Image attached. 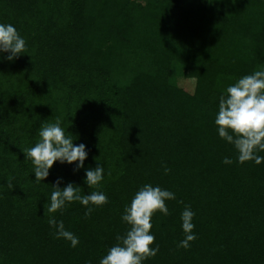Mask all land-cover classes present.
Segmentation results:
<instances>
[{
	"label": "trees",
	"instance_id": "16d2710c",
	"mask_svg": "<svg viewBox=\"0 0 264 264\" xmlns=\"http://www.w3.org/2000/svg\"><path fill=\"white\" fill-rule=\"evenodd\" d=\"M0 23L26 41L11 61L0 53V264H99L144 184L175 199L151 218L159 251L143 264H264V160L239 163L214 123L226 87L264 68V0H0ZM57 118L88 155L83 168L56 161L36 181L23 150ZM97 164L103 180L88 187L85 169ZM58 178L108 202L88 217L77 201L49 214ZM50 215L76 247L56 238Z\"/></svg>",
	"mask_w": 264,
	"mask_h": 264
},
{
	"label": "clouds",
	"instance_id": "9594fccd",
	"mask_svg": "<svg viewBox=\"0 0 264 264\" xmlns=\"http://www.w3.org/2000/svg\"><path fill=\"white\" fill-rule=\"evenodd\" d=\"M5 52L10 53L7 59L13 60L26 52V41L13 25L0 23V53ZM214 123L219 137L236 149L239 163L254 161L260 164L264 160V157L256 155L258 151H264V68L244 75L226 87L219 97ZM38 136L34 146L23 150L24 158L31 160L34 166L36 181L45 179L56 161L62 164L77 162L74 171L84 167L88 155L85 145L73 144L71 135H66L65 129L61 127L59 118L54 123L41 125ZM223 163L231 164L232 161L225 157ZM164 171L167 174L170 170L165 167ZM103 174L104 169L99 164L95 168L85 169V183L88 187L98 186L103 180ZM59 183L58 178L47 206L49 214L64 209L67 203L77 201L86 207L84 215L88 217L93 211L89 205L102 206L108 202L103 192L82 194L79 186L68 183L60 188L56 186ZM8 187L13 188L11 178ZM173 199V192L159 186L144 184L140 187L124 207L121 216V220L129 226L128 229L123 235H117V243L108 249L99 264H143L144 260L154 257L159 246L150 247L155 241L154 235L150 234L151 218L157 211L164 216L169 215L165 201ZM194 215L190 206L186 205L180 217L185 238L180 241L179 247L187 249L190 242L196 239L193 232L195 225L192 223ZM48 224L55 228L56 238L70 241L72 247L78 245L79 238L65 229L63 221H57L50 215Z\"/></svg>",
	"mask_w": 264,
	"mask_h": 264
},
{
	"label": "rangeland",
	"instance_id": "374dc122",
	"mask_svg": "<svg viewBox=\"0 0 264 264\" xmlns=\"http://www.w3.org/2000/svg\"><path fill=\"white\" fill-rule=\"evenodd\" d=\"M176 80L179 86H181L183 89H185L186 91H192L194 83L192 78H184L179 75L177 76Z\"/></svg>",
	"mask_w": 264,
	"mask_h": 264
}]
</instances>
